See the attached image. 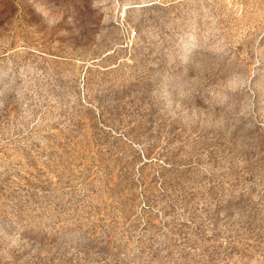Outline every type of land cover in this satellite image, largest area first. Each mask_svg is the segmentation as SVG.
<instances>
[{
    "label": "rangeland",
    "instance_id": "rangeland-1",
    "mask_svg": "<svg viewBox=\"0 0 264 264\" xmlns=\"http://www.w3.org/2000/svg\"><path fill=\"white\" fill-rule=\"evenodd\" d=\"M0 264H264V0H0Z\"/></svg>",
    "mask_w": 264,
    "mask_h": 264
}]
</instances>
